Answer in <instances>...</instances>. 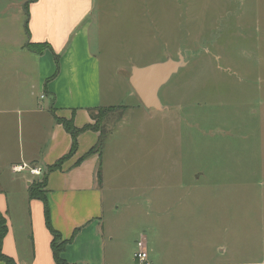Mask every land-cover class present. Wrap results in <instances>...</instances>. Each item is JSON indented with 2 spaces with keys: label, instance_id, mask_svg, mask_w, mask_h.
Returning <instances> with one entry per match:
<instances>
[{
  "label": "rangeland",
  "instance_id": "374dc122",
  "mask_svg": "<svg viewBox=\"0 0 264 264\" xmlns=\"http://www.w3.org/2000/svg\"><path fill=\"white\" fill-rule=\"evenodd\" d=\"M25 1L0 31L14 44L29 39ZM92 18L104 106H116L101 110V180L118 186L128 235H148L154 263L164 252L188 264H264V0H93ZM180 54L187 63L161 88L164 108L139 106L132 68ZM22 67L26 90L33 75ZM34 101H51L38 84ZM4 136L0 152L27 151L26 131L10 145ZM130 248L123 261L135 264Z\"/></svg>",
  "mask_w": 264,
  "mask_h": 264
},
{
  "label": "crops",
  "instance_id": "0c3cea01",
  "mask_svg": "<svg viewBox=\"0 0 264 264\" xmlns=\"http://www.w3.org/2000/svg\"><path fill=\"white\" fill-rule=\"evenodd\" d=\"M19 7L20 0H0L2 34L14 24ZM92 11L93 0H32L28 5L29 39L25 44H14L13 39L2 34L0 37V46L7 48L0 49V135H5L2 141L6 145L11 144L14 136L20 142L25 131L27 135V151H20L17 157L9 155L6 149L3 150L5 156L0 152V159H3L0 213L8 224L3 251L13 257L16 264H57L51 244L53 235L45 221L44 202L30 197L34 181H41L48 166L67 155L72 147V135L56 120V115L72 118L78 128H84L96 125L91 110L116 107L104 106L101 68L90 42V28L95 22ZM28 42H47L51 48L37 53L27 48ZM22 47L32 54L22 56ZM56 56L58 69L55 73ZM21 67L26 79L27 74L33 75L32 84L30 82L26 90L19 85ZM129 77L130 92L134 96ZM37 84L42 96L45 94L51 99L47 107L34 101ZM138 102L147 109H154L146 107L140 98ZM13 124L15 131L6 134L4 131L11 129ZM100 135V129L83 130L78 135L76 151L59 169L47 173L44 186L52 226L64 239H71L62 257L73 264H127L123 261L127 242L130 240L134 257L136 243L142 237L149 249L148 235L144 232H137L133 239L128 235L124 223L126 216L118 200L113 198L118 186L98 180L102 154L88 152L97 144ZM20 161L41 168L42 173L36 175L9 169ZM190 194L188 188L186 197L180 201L188 210ZM162 216L159 211L157 227L160 240L165 241L167 233L161 224ZM145 229L150 230L149 226ZM163 253L157 263L149 253L152 263L188 264L175 261L172 253V256ZM0 264H3L1 260Z\"/></svg>",
  "mask_w": 264,
  "mask_h": 264
},
{
  "label": "trees",
  "instance_id": "16d2710c",
  "mask_svg": "<svg viewBox=\"0 0 264 264\" xmlns=\"http://www.w3.org/2000/svg\"><path fill=\"white\" fill-rule=\"evenodd\" d=\"M32 0H27L26 4H25V9L27 14L28 13V5ZM28 27H27V32H28ZM27 48H29L30 50L36 51L37 53H42L44 52V50H46L47 48H51L50 44L45 42V43H32V42H28L27 43ZM56 60L58 62V56H56ZM105 107H101L100 109H98L97 111L95 110H91V116L92 118H94L96 120V125L92 126V125H87L84 128H78L75 123L74 120L71 119H67L64 117H59L56 115V120L58 122H60L61 124H63V126L65 127V129L72 135L73 138V142H72V147L70 152L65 155L64 157H62L59 161H57L56 163L49 165L48 166V170L47 172L44 174L43 179L41 181L36 180L34 181L33 185L30 187V197L31 198H39L44 202V213H45V221H46V225L48 226V228L50 229L52 235H53V239H52V251H53V255H54V259L56 261L57 264H73L68 262L66 259H64L62 257V252L65 250L67 243L71 240V239H64L61 235V233L56 230L51 223V215H50V207L48 204V200L45 194V190H44V186L46 184L47 181V173L54 171L56 169H59L61 167V165L63 164V162L69 158L77 149L78 147V135L85 129L88 128H95V129H100L101 130V135L100 137H102L104 135V131L102 128V122H101V117L104 115L101 113V110L104 109ZM110 108H114V107H109ZM104 117V116H103ZM103 120V119H102ZM101 127V128H100ZM101 139L99 140V143L96 144L94 147H92L90 149V151L88 152V154L91 153H96V152H100V146H101ZM83 158H81L80 160H82ZM97 177L100 183H102L101 180V169L100 167L98 168L97 171ZM8 232V224H7V220L6 218L0 213V260L2 261L3 264H16L15 260L13 257L7 255L4 253L3 251V243H4V238L6 236Z\"/></svg>",
  "mask_w": 264,
  "mask_h": 264
},
{
  "label": "water",
  "instance_id": "95a60500",
  "mask_svg": "<svg viewBox=\"0 0 264 264\" xmlns=\"http://www.w3.org/2000/svg\"><path fill=\"white\" fill-rule=\"evenodd\" d=\"M186 63L184 55L180 54L179 59L168 58L142 67L134 66L129 81L146 107L162 110L164 107L160 98L161 88Z\"/></svg>",
  "mask_w": 264,
  "mask_h": 264
},
{
  "label": "built area",
  "instance_id": "2783aa9c",
  "mask_svg": "<svg viewBox=\"0 0 264 264\" xmlns=\"http://www.w3.org/2000/svg\"><path fill=\"white\" fill-rule=\"evenodd\" d=\"M29 169L31 174H41L42 170L39 167H32L27 163L14 165L13 169L17 172H20L24 169ZM134 260L136 264H153L150 260L149 252L146 248L145 239L142 237L136 243V250L134 252Z\"/></svg>",
  "mask_w": 264,
  "mask_h": 264
}]
</instances>
